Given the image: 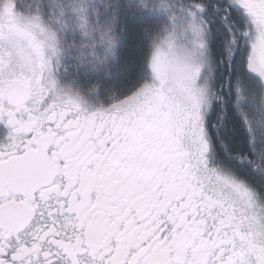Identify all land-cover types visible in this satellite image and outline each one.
<instances>
[{
    "label": "snow or ice",
    "instance_id": "6c2138e0",
    "mask_svg": "<svg viewBox=\"0 0 264 264\" xmlns=\"http://www.w3.org/2000/svg\"><path fill=\"white\" fill-rule=\"evenodd\" d=\"M0 264H264V0H0Z\"/></svg>",
    "mask_w": 264,
    "mask_h": 264
}]
</instances>
